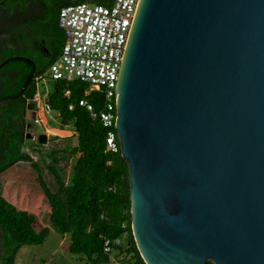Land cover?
Listing matches in <instances>:
<instances>
[{
	"label": "water",
	"instance_id": "95a60500",
	"mask_svg": "<svg viewBox=\"0 0 264 264\" xmlns=\"http://www.w3.org/2000/svg\"><path fill=\"white\" fill-rule=\"evenodd\" d=\"M117 91L145 262L264 264V0H138Z\"/></svg>",
	"mask_w": 264,
	"mask_h": 264
},
{
	"label": "trees",
	"instance_id": "16d2710c",
	"mask_svg": "<svg viewBox=\"0 0 264 264\" xmlns=\"http://www.w3.org/2000/svg\"><path fill=\"white\" fill-rule=\"evenodd\" d=\"M44 1L47 10L42 18L32 26L22 22L23 27L33 33L32 45L22 34H18V38L0 39V63L14 54L29 56L37 62L36 74L25 92L15 99L0 102V176L20 162L33 165L50 205L54 228L63 238L70 236L69 250L80 255L84 264H112L114 258L120 264H147L133 232L130 168L122 156L120 140L117 149L108 148L110 129L80 104L82 98H87L95 111L103 109L101 91L87 93L89 84L79 79L54 80V89L49 92L47 102L57 115L60 129L72 127L77 137V143L65 151L74 160L67 176L57 167L64 159L57 155L60 150L50 154L54 164L48 167L57 183L55 189L45 179L39 162L25 150L28 103L38 91L36 76L47 71L61 54L66 41L65 31L59 23L61 9L84 0ZM96 2L107 4L108 0ZM33 68V64L25 59L9 61L0 70V97L18 93ZM34 143L43 146L37 141ZM50 231V227L40 226L35 213L18 207L5 196L4 183L0 180V264H15L24 246L44 244ZM118 237L123 238L122 244L113 245L112 252H107L105 239ZM206 264L214 263L209 260Z\"/></svg>",
	"mask_w": 264,
	"mask_h": 264
},
{
	"label": "built area",
	"instance_id": "2783aa9c",
	"mask_svg": "<svg viewBox=\"0 0 264 264\" xmlns=\"http://www.w3.org/2000/svg\"><path fill=\"white\" fill-rule=\"evenodd\" d=\"M96 1L70 3L61 9L59 23L65 31L66 41L61 54L47 71L36 76L38 91L28 103V109L35 112V123H45L46 113L52 110L47 102L49 92L42 90L40 83L47 76L53 80L84 81L89 84L87 93L92 90L102 92L104 104L99 111L94 110L87 98H82L80 104L110 129L108 148L115 150L120 140L118 131L114 130L119 94L117 82L138 0H108L107 4ZM27 136L31 135L28 133ZM122 242V237L106 238L105 250L112 252L113 245Z\"/></svg>",
	"mask_w": 264,
	"mask_h": 264
},
{
	"label": "rangeland",
	"instance_id": "374dc122",
	"mask_svg": "<svg viewBox=\"0 0 264 264\" xmlns=\"http://www.w3.org/2000/svg\"><path fill=\"white\" fill-rule=\"evenodd\" d=\"M41 89L51 92L54 89V80L46 77L40 83ZM35 112L28 109L27 123L28 144L25 150L33 155L39 162L45 179L52 188L57 187V183L48 165L54 164L50 154L53 150H60L57 154L63 159L57 167L62 175L67 176L72 170L73 159L65 151L72 148L77 143V137L70 132L72 127L66 128L68 131L61 134L60 122L54 111L46 113L45 123H35ZM41 132L49 134V142L41 147L36 146L37 136ZM38 173L30 162H20L5 171L0 180L4 183V194L18 207L27 209L35 213L40 226L51 228L50 234L44 244L24 246L18 253L15 264H45L54 262L56 264H84L80 255L73 254L69 250L70 236L65 238L54 228L50 212L51 208L47 202L44 192L38 180ZM71 176V175H70ZM112 264H120L118 259L113 260Z\"/></svg>",
	"mask_w": 264,
	"mask_h": 264
},
{
	"label": "flooded vegetation",
	"instance_id": "af4514ba",
	"mask_svg": "<svg viewBox=\"0 0 264 264\" xmlns=\"http://www.w3.org/2000/svg\"><path fill=\"white\" fill-rule=\"evenodd\" d=\"M2 1L4 2L0 4V39L17 37L18 34H22L26 40H31L29 45H32L33 33L29 28L23 27L22 22L29 23L32 26L35 21L42 18L47 10L45 1L0 0V2ZM42 49H45V47H42ZM40 63L42 64V61Z\"/></svg>",
	"mask_w": 264,
	"mask_h": 264
},
{
	"label": "crops",
	"instance_id": "0c3cea01",
	"mask_svg": "<svg viewBox=\"0 0 264 264\" xmlns=\"http://www.w3.org/2000/svg\"><path fill=\"white\" fill-rule=\"evenodd\" d=\"M67 131H68L67 129L66 130H61V134L64 133V132H67ZM70 132H72V130Z\"/></svg>",
	"mask_w": 264,
	"mask_h": 264
}]
</instances>
